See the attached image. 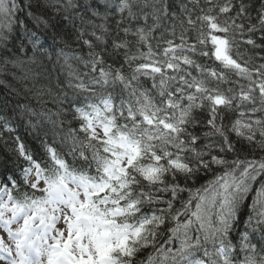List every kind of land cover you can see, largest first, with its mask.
Returning a JSON list of instances; mask_svg holds the SVG:
<instances>
[{
    "label": "snow or ice",
    "instance_id": "6c2138e0",
    "mask_svg": "<svg viewBox=\"0 0 264 264\" xmlns=\"http://www.w3.org/2000/svg\"><path fill=\"white\" fill-rule=\"evenodd\" d=\"M51 7L64 27L51 54L31 33L28 59L67 72L65 118L25 129L33 151L0 116L16 145L0 171V264H264V0ZM20 12L0 0L4 66L23 64ZM69 40L86 55L69 57Z\"/></svg>",
    "mask_w": 264,
    "mask_h": 264
},
{
    "label": "trees",
    "instance_id": "16d2710c",
    "mask_svg": "<svg viewBox=\"0 0 264 264\" xmlns=\"http://www.w3.org/2000/svg\"><path fill=\"white\" fill-rule=\"evenodd\" d=\"M17 2L21 8L18 18L23 21V25H13L14 30L12 35L15 38V48L19 49L23 47L24 49L23 52L19 53V58L23 61V64L20 66H13L12 64L4 66L0 62V116L15 118L19 135L24 140L26 146L34 151L36 142L33 139V134L31 131H26L25 129H31L33 126L36 128L46 126L51 129L53 121L65 118L60 96V92L65 89H63V86L58 81H66L67 72L63 71L58 65L49 62L46 58H40L39 54H35L37 64H32L28 57L33 56L34 52L32 50V43L28 37L31 33H35L40 38L41 44L51 54L50 46L52 45V40L50 37L53 32L52 25L58 24L57 30L63 28L64 25L63 21L59 18V14L51 7L55 3V0H31V9L24 7L29 0H17ZM45 21L48 23L47 29H45ZM68 31L70 32L71 29L69 28ZM110 43L111 41L109 40ZM61 47H64L63 44H61ZM57 52H59V49H57ZM64 52L69 57L73 55H86L87 48H83L82 45L69 40V46L64 47ZM69 63L74 68L79 67L81 71L84 70L83 65H78L76 60L70 59ZM60 64H63V57L60 58ZM38 65L40 66L38 67ZM29 69L41 71L42 74L39 78H36L29 72ZM37 79L38 83L36 82ZM147 83L150 86L151 82L148 81ZM41 86L45 88V91L50 87L52 93L38 100L33 95V92ZM67 119H70V116ZM66 127L67 120L65 129ZM51 140L52 137L49 136V141L51 142ZM15 147L16 145L12 140H8L7 143L4 140H0V171L3 170L5 164L9 168L13 166V162L16 160ZM237 147L239 148V145ZM244 152L251 154V149H244L242 154ZM256 155H262V153H256ZM208 178L201 179L196 186L198 187L199 184L204 183L205 179ZM149 252H151V249L141 253L138 261L145 259Z\"/></svg>",
    "mask_w": 264,
    "mask_h": 264
}]
</instances>
